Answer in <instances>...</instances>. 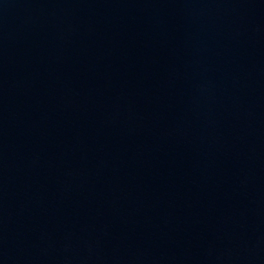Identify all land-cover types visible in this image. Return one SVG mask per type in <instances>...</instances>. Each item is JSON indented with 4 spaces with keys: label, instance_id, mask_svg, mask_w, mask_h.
Segmentation results:
<instances>
[{
    "label": "water",
    "instance_id": "95a60500",
    "mask_svg": "<svg viewBox=\"0 0 264 264\" xmlns=\"http://www.w3.org/2000/svg\"><path fill=\"white\" fill-rule=\"evenodd\" d=\"M0 264H264V0H0Z\"/></svg>",
    "mask_w": 264,
    "mask_h": 264
}]
</instances>
